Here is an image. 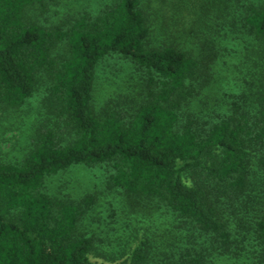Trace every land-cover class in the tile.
<instances>
[{"label":"trees","instance_id":"obj_1","mask_svg":"<svg viewBox=\"0 0 264 264\" xmlns=\"http://www.w3.org/2000/svg\"><path fill=\"white\" fill-rule=\"evenodd\" d=\"M86 1L48 27L30 17L43 0H0V106L19 110L48 82L31 150L0 163V264H264V2L234 25L225 0ZM235 46L247 63L237 91L197 110ZM112 56L145 88L97 109L96 68ZM101 165L114 169L110 187L168 216L169 245L145 236L107 258L82 224L93 197L44 191L47 178Z\"/></svg>","mask_w":264,"mask_h":264},{"label":"rangeland","instance_id":"obj_2","mask_svg":"<svg viewBox=\"0 0 264 264\" xmlns=\"http://www.w3.org/2000/svg\"><path fill=\"white\" fill-rule=\"evenodd\" d=\"M74 1L76 0H43L31 9L30 17L48 27L60 26L68 18L76 16ZM78 1L84 3V0ZM190 1L201 6L208 0ZM225 1L231 8L223 11L224 17L232 20L234 25L237 24L235 21L240 15L245 13L247 2H264V0ZM89 2L90 0L88 4ZM218 2L222 5V0ZM88 4L86 1V7ZM232 48L228 50L230 54L224 59L227 64L223 65L224 62L220 61L214 68L211 76L214 81L203 88L201 103L196 107L197 110L204 113L217 109L212 107L215 105L213 102L219 98L227 99L229 95L235 93L242 76L247 74V63L243 61L242 50L237 46ZM47 83L39 80L33 96L19 110L9 111L0 106V163H19L31 150L36 128L45 114ZM144 88L143 78L135 67L119 56H112L103 60L96 68L95 107L101 109L107 104L109 109L115 110L123 103L124 98L126 99L129 90L135 96ZM134 98L136 99L133 103H138L139 97ZM113 174L114 169L111 165L93 168L75 166L47 178L44 191L60 200L78 201L86 196L93 197V203L83 217L82 224L86 229L93 228L99 234L101 239L99 244L105 250L107 258L111 254L121 257L123 248L140 239L143 240L145 236L153 246L169 245L170 242L161 233L169 225L168 216L152 206L137 204L123 192L110 187L109 177ZM95 260L97 264H121L120 259L116 263L106 262L101 257ZM213 263L235 264L226 258H215Z\"/></svg>","mask_w":264,"mask_h":264}]
</instances>
